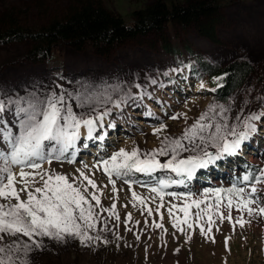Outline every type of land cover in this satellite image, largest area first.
Returning <instances> with one entry per match:
<instances>
[{
	"label": "snow or ice",
	"instance_id": "1",
	"mask_svg": "<svg viewBox=\"0 0 264 264\" xmlns=\"http://www.w3.org/2000/svg\"><path fill=\"white\" fill-rule=\"evenodd\" d=\"M191 66V63L183 64L162 73L157 70V74L169 77ZM228 75L225 72L213 77L216 87L211 89H206L201 81L198 89L216 92L224 87L221 81ZM145 81L147 85L164 87L151 76H146ZM55 87L59 91L34 89L24 95H9L8 89L0 88V264H29L30 253L43 248L44 238L60 243L73 240L83 246L97 241L108 244L109 233L121 240L118 231L121 217L116 200L124 189H117V181L127 185L131 194L128 203L133 207L139 205L142 216L146 212L151 217L155 211L162 221L161 209L166 208L169 222L185 235L186 243L192 239L195 229L215 243L212 232L217 219L221 224L227 221L232 231L236 226L243 228L253 220L264 219V167L247 165L241 174L232 177L227 187H205L199 194L190 189L168 191L173 186L189 188L198 170L209 169L239 155L243 145L257 133L258 124L264 121V111L245 113L247 99L234 117L229 115L231 101L220 103L214 99L179 136H161L168 125L156 117L159 126L152 128V134L159 139V147L147 151L138 146L130 151L119 148L108 157L95 159L91 165L81 162L82 167L75 170L78 175H65L45 168L44 164L75 163L81 151L78 142L83 149H88L90 141L106 139L105 129L116 127L111 120L105 123L114 109L118 110L117 115H122L125 106L139 108L145 97L154 99V96L138 78L133 82L82 83L77 90H67L62 85ZM132 87L137 93L131 91ZM257 100L259 105H264V96ZM155 103L167 115L168 106L160 100ZM141 114L155 116L146 106ZM181 117L186 120L187 114L173 113L168 119L176 121ZM16 168L18 172L14 171ZM97 171L107 176L103 188L91 178ZM136 174L146 176L147 180L137 179ZM108 185L112 186L113 200L110 207H104L101 197ZM134 185L149 194L134 191ZM166 197L172 200L166 202ZM112 220L117 223L109 226ZM131 220L132 214L126 213L123 224L129 232ZM144 223L148 225L147 219ZM151 227L167 231L156 220ZM216 231H221L219 226ZM135 238L139 240L140 236ZM229 240L225 236L226 250Z\"/></svg>",
	"mask_w": 264,
	"mask_h": 264
},
{
	"label": "rangeland",
	"instance_id": "2",
	"mask_svg": "<svg viewBox=\"0 0 264 264\" xmlns=\"http://www.w3.org/2000/svg\"><path fill=\"white\" fill-rule=\"evenodd\" d=\"M78 1L80 0H0V12L10 7L22 9L19 16L22 22L39 25L49 19L61 17L64 11L71 7L70 3ZM91 1L100 2L106 9L130 20L133 10L155 0ZM165 1L171 7L173 4H186L191 0ZM221 2L222 17L213 25L215 37L218 38L217 43L199 34L193 25L186 27H181L177 23L166 25L163 31L165 40L168 42L175 38L180 42L175 53H170L160 46L158 37L162 34L152 33L115 45L108 49V52L103 50L98 52L94 48L73 51L61 47L60 59L63 66L61 69H53L43 60L35 61L25 57L29 42L0 46V88L8 89L9 95L17 93L24 95L34 89L59 91L56 85H62L67 90H77L82 83H113L117 80L133 82L137 78L140 84L145 85L148 91L151 89L153 93L154 99L145 97L143 105L139 108L125 106L122 115H117L118 110L114 109V114L105 123L111 120L116 127L105 129L107 136L103 142L90 141L88 150L83 149L82 144L78 142L81 151L75 163L61 164L53 161L51 165L45 163L44 167H50L65 175H78L75 170L82 167L81 162L91 165L95 159L108 157L119 148L129 151L133 146H138L144 151L157 148L159 139L152 134V128L159 126L156 117L168 125L161 136H179L185 126L191 125L215 99L212 92L200 90L198 85L202 81L206 89H211L214 88L215 82L213 77L209 78L204 74L199 78L173 72L169 77H165L162 74L158 75L157 70L162 73L180 68L183 64H194L195 56L218 65H225L235 59L250 61L254 66L253 75L247 78L244 85L236 90L227 102L220 103L232 102L230 117L235 116L245 99L248 100V104L244 105L245 113L250 110L259 111L257 98L264 96V0H221ZM55 72H59L60 75H55ZM146 76L157 79L159 83L164 84V87L147 85ZM246 90L250 91L246 92ZM131 91L135 94L138 90L132 87ZM155 100L163 101L168 106L167 115ZM145 106L155 116L142 115ZM173 113H186L187 119L183 117L176 121L168 119ZM240 153L244 156L230 157L217 166L198 170L189 188L173 186L168 191L182 192L190 189L199 194L205 187L229 186L232 177L241 174L247 165L264 167V121L258 124L257 133L243 145ZM14 171L18 172L19 169L16 168ZM170 175L174 176V174ZM136 177L139 180H147L142 174H136ZM91 178L95 179L101 188L107 184V176L102 171L95 172ZM17 187L19 188L20 185L18 184ZM111 187L108 185L104 189L105 194L101 197L104 207H110L112 203ZM116 187L124 189L119 192V198L116 200V210L121 217L118 228L121 240H116L114 234L109 233L108 244L97 241L95 244L83 246L73 240L60 243L44 238L43 248L30 253L29 264H264V219L253 220L243 228L236 226L235 231L231 230L227 221L221 224L217 219L216 226H219L221 231H216V226L213 227L212 235L215 236V243L202 237L199 229L194 230L192 239L186 243L185 235L174 229L169 222L166 208L161 209L164 217L162 221L155 211L151 217H148L146 212L142 216L138 210L139 205L133 207L128 203L131 194L127 191V185L117 181ZM133 190L141 195L149 194L146 189L137 185L133 186ZM171 200V197H166V202ZM125 204H127L126 208L123 207ZM149 206L155 208L151 202ZM191 211L194 212L195 209ZM126 213L132 214V220L129 222L131 232L126 231L123 224ZM177 214L183 217L182 213ZM102 215L106 217L107 213ZM235 215L236 213L233 212V216ZM145 219L148 221L147 226L144 223ZM154 220L163 223L167 231L151 227ZM136 221L140 223L137 224ZM115 223L117 222L112 220L109 226ZM91 234L96 235V233ZM136 235L140 236L139 240H136ZM225 236L230 237L227 250L224 246ZM175 249L179 251L175 252Z\"/></svg>",
	"mask_w": 264,
	"mask_h": 264
},
{
	"label": "trees",
	"instance_id": "3",
	"mask_svg": "<svg viewBox=\"0 0 264 264\" xmlns=\"http://www.w3.org/2000/svg\"><path fill=\"white\" fill-rule=\"evenodd\" d=\"M70 5L61 17L39 25L22 22L19 19L22 9L10 7L1 11L0 46L29 42L25 57L43 60L54 69L63 66L61 47L73 51L94 48L98 52H108L115 45L152 33L162 34L158 37L161 47L175 53L180 42L175 38L168 42L165 40L163 31L166 25H193L199 34L217 43L213 25L221 19L220 10L223 7L221 0H191L171 7L165 0H155L133 10L130 20H126L121 14L106 9L100 2L80 0ZM194 61L198 68L192 65L185 72L195 76L202 72L210 78L229 73L221 81L224 87L213 92L218 102H226L254 73V66L244 59H235L223 66L211 64L200 57H195ZM258 109L263 111L264 105H258Z\"/></svg>",
	"mask_w": 264,
	"mask_h": 264
},
{
	"label": "bare ground",
	"instance_id": "4",
	"mask_svg": "<svg viewBox=\"0 0 264 264\" xmlns=\"http://www.w3.org/2000/svg\"><path fill=\"white\" fill-rule=\"evenodd\" d=\"M263 111H264V109H263ZM101 146V145H100ZM98 147H99V145H98ZM96 151V150H95ZM98 152V151H97ZM239 155H244L243 153H239ZM83 156V155H82ZM248 160H251L250 158H247Z\"/></svg>",
	"mask_w": 264,
	"mask_h": 264
}]
</instances>
